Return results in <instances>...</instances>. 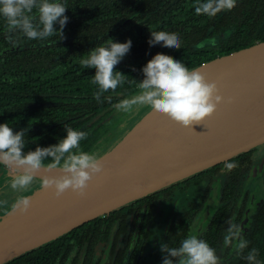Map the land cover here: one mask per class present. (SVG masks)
I'll return each mask as SVG.
<instances>
[{
    "label": "trees",
    "instance_id": "obj_1",
    "mask_svg": "<svg viewBox=\"0 0 264 264\" xmlns=\"http://www.w3.org/2000/svg\"><path fill=\"white\" fill-rule=\"evenodd\" d=\"M66 2L69 20L60 39L28 40L20 33L9 32L0 19V122L27 128L25 150L56 143L66 134L64 125L87 133L81 141L85 151L103 150L113 145L127 126H122L125 114L119 115L114 104L138 91L143 68L156 57L170 56L193 69L264 39V30H242L245 24L240 17L235 18L236 8L245 12V6L207 17L195 14L196 0ZM230 26L234 29L225 42L198 46ZM154 31L179 35L182 47L152 49L149 41ZM109 37L117 41L131 38L132 45L115 66L124 73V83L114 92L104 93L102 101L97 102L93 98L96 85L92 83L95 70L85 69L79 61ZM43 163L49 164L50 159ZM135 201L3 264H106V252L113 258L107 264H140L142 253L132 242L137 214L131 210Z\"/></svg>",
    "mask_w": 264,
    "mask_h": 264
},
{
    "label": "clouds",
    "instance_id": "obj_2",
    "mask_svg": "<svg viewBox=\"0 0 264 264\" xmlns=\"http://www.w3.org/2000/svg\"><path fill=\"white\" fill-rule=\"evenodd\" d=\"M237 0H196V15L215 17L218 13L231 10ZM66 0H0V19L9 32L22 34L28 40L47 41L59 36L63 38L69 17L65 14ZM56 42V41H55ZM152 49L163 47L175 50L182 47L177 34L154 31L149 41ZM132 45L131 38L117 41L109 37L99 45L90 48L80 59L85 68L94 69L92 83L96 85L93 98L102 101L104 93L115 91L124 83V73L115 66L126 56ZM151 54V53H150ZM135 71V68H133ZM232 98L228 97L231 102ZM224 101L215 81H208L199 69H192L182 60L159 55L143 68V77L138 83V91L123 96L114 104L118 113L131 115L141 108H149L166 115L182 127L204 121L212 115ZM65 135L56 143L47 146L36 145L26 149L27 128L13 130V125L0 122V168L14 169L10 178L0 185V192H7L11 199L0 197V208L9 207L25 213L31 207L29 196L24 193L36 183L43 188H52L53 194L61 196L66 189L77 195H84L88 182L101 172L103 161L96 150L85 151L81 141L87 136L85 131L64 125ZM50 163L44 165V161ZM60 168V175H36L42 167ZM237 165L225 162L224 170L231 171ZM238 223L229 220L225 229L224 244L240 235ZM155 235L159 236V232ZM162 254L161 264H221L217 250L199 235H188L173 246L170 240L159 239ZM246 239H239L237 248L242 252L247 247ZM243 260L246 264H261L257 249H250Z\"/></svg>",
    "mask_w": 264,
    "mask_h": 264
},
{
    "label": "water",
    "instance_id": "obj_3",
    "mask_svg": "<svg viewBox=\"0 0 264 264\" xmlns=\"http://www.w3.org/2000/svg\"><path fill=\"white\" fill-rule=\"evenodd\" d=\"M193 69L215 81L224 97L214 113L192 128L170 119L145 130L136 146L122 148L132 134L155 125L161 114L150 110L101 158L103 169L82 196L66 189L57 197L38 183L27 212L10 209L0 216V264L264 142V40Z\"/></svg>",
    "mask_w": 264,
    "mask_h": 264
},
{
    "label": "flooded vegetation",
    "instance_id": "obj_4",
    "mask_svg": "<svg viewBox=\"0 0 264 264\" xmlns=\"http://www.w3.org/2000/svg\"><path fill=\"white\" fill-rule=\"evenodd\" d=\"M235 6L247 8L245 12L236 8L234 14L245 24L242 30H264V0H237ZM233 29L230 26L223 31L230 33ZM226 161H234L237 166L226 171ZM13 171L0 168V185ZM0 197L11 199L7 192H0ZM8 208H0V215ZM131 211L137 214L132 242L142 253L140 264H161L160 238L178 246L180 240L193 234L217 250L221 264H246L242 257L252 248L257 249V258L264 264V142L138 199ZM229 220L238 223L241 232L225 245ZM239 239L248 241L242 252L237 248ZM103 258L106 264L113 262L109 252Z\"/></svg>",
    "mask_w": 264,
    "mask_h": 264
},
{
    "label": "rangeland",
    "instance_id": "obj_5",
    "mask_svg": "<svg viewBox=\"0 0 264 264\" xmlns=\"http://www.w3.org/2000/svg\"><path fill=\"white\" fill-rule=\"evenodd\" d=\"M229 35V31L226 30V31H223L220 35L218 36H214L212 38H209L207 40H204L203 42L199 43L198 46H205V45H210V46H214L216 43H220V42H223L227 36ZM150 111L149 108L145 107V108H141L139 109L137 112L131 114V115H127L125 114L124 115V118H125V121L122 123L124 126V124H127L126 128L121 132V136L120 138H118L115 143L109 147H106L105 149L103 150H100L98 151V155L100 158H103L105 157L115 146L116 144L127 134L129 133L133 128L134 126L138 123V121L143 117L145 116L148 112ZM119 115H122V113H120ZM20 128H26V127H13V130H17V129H20ZM196 174V173H195ZM180 181V180H179ZM35 189H36V186L33 187L31 190H29L28 192L24 193L25 195L29 196V195H32L35 193ZM11 208H8L6 212H8ZM3 215V214H2ZM0 215V216H2Z\"/></svg>",
    "mask_w": 264,
    "mask_h": 264
},
{
    "label": "bare ground",
    "instance_id": "obj_6",
    "mask_svg": "<svg viewBox=\"0 0 264 264\" xmlns=\"http://www.w3.org/2000/svg\"><path fill=\"white\" fill-rule=\"evenodd\" d=\"M158 119L156 117L157 122L156 123L154 122L155 125H147L148 124L147 123L146 124L147 126H144L143 128H141L140 131H137L134 134H132L130 137H128L124 141V143L122 145V148H128V147L132 148V147L136 146V144L141 140V138L143 136V132L145 130H148V131H151L152 129L157 130V129L160 128V126H163L165 122H167V121L170 120L169 117H167L166 115H163V114H161ZM159 121H162V122H159ZM37 173L39 175H42V176H44V175H60L61 174V171H59V170H48V169H45L44 170V169H39L37 171Z\"/></svg>",
    "mask_w": 264,
    "mask_h": 264
}]
</instances>
